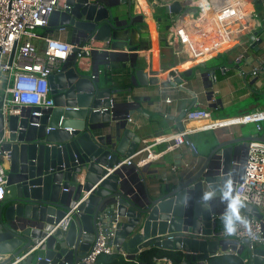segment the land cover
Instances as JSON below:
<instances>
[{
	"label": "water",
	"instance_id": "1",
	"mask_svg": "<svg viewBox=\"0 0 264 264\" xmlns=\"http://www.w3.org/2000/svg\"><path fill=\"white\" fill-rule=\"evenodd\" d=\"M155 4L165 12L184 7L176 0H155ZM64 5L51 12L50 33L64 26L77 41L93 35L102 43L99 51L105 63H129L132 84L157 81L135 63L134 52L146 48L150 31L142 16L132 14L131 0H64ZM249 39L254 40L252 47L258 46L264 41V29L260 26ZM12 56L13 50L9 64ZM92 74L76 61L63 64L60 72L48 75L52 106H12V111L19 112L9 115L0 106V149L8 162L0 199V253L9 254V259L44 239L43 254L51 258V264H73L91 247L99 219L106 231L113 232L110 243L128 258L161 248L182 252L181 264H201L227 252L228 243L239 241L224 237L217 223L229 211L250 142H264V133L217 141L203 154L186 134L192 154H199L203 161L197 168L177 172L163 185L148 188L141 184L143 169L136 168L134 175L130 170L134 158L146 151L141 134L126 127L127 114L133 111L128 108L121 116L114 97L119 90L100 86L98 76ZM176 83L180 79L172 82ZM196 102L193 95L175 117L179 131H183L181 119ZM225 191H230L229 198ZM72 207L74 211L67 215ZM238 210L264 219L248 203L240 201ZM243 250L240 244L239 251ZM248 263L264 264V249L249 253Z\"/></svg>",
	"mask_w": 264,
	"mask_h": 264
},
{
	"label": "crops",
	"instance_id": "2",
	"mask_svg": "<svg viewBox=\"0 0 264 264\" xmlns=\"http://www.w3.org/2000/svg\"><path fill=\"white\" fill-rule=\"evenodd\" d=\"M179 1L184 0H176V3ZM207 1L214 19L203 23L201 17L192 19L196 17V11H187V7H183L187 13L179 19L178 14L165 12L163 6H156L155 0H143L145 6L139 0H131L132 14L142 16L149 31L148 20L151 19L157 34L154 42L150 31L146 48L134 52L137 55L135 63L147 69L149 77L157 79L154 83L145 86L132 84L127 74L129 63L122 60L105 63L99 50L83 59L70 57L64 64L76 61L86 73L100 71L98 77L107 70L110 81L100 86L119 90L118 94H114L115 102L119 104L116 110L124 116L128 108L132 109L133 112L127 114L126 127L136 129L143 140L179 132L175 117L192 102L193 95L197 97L194 107L207 108L211 118L216 119L264 109V41L252 47L254 40L249 39L247 32L263 21L264 0ZM202 2L207 4L205 0ZM138 16L137 19H141ZM179 27L186 30V39L193 41L187 51L181 49L182 45L172 36V31ZM72 35L67 28V32L59 37L73 43L77 40ZM243 35L247 38L243 39ZM175 79H180V83L172 84ZM167 98L170 99L168 102ZM181 122L183 130L190 132L189 137L199 154L208 151L217 141L232 136L255 137L257 133H264V127L257 130L254 123L205 128L206 120H185L183 117ZM199 154L194 156L186 142L179 145L165 142L135 157L134 164H139L130 166V170L134 175L136 168L143 169L141 184L151 188L163 185L181 170L197 168L203 161ZM3 164L8 165L6 159H3ZM88 195L89 192L83 194L82 199ZM224 237L235 239L230 234H224ZM240 244L244 245L243 242ZM235 246L236 243H228L227 252H232ZM259 248L264 249V245ZM244 250L247 251L245 245Z\"/></svg>",
	"mask_w": 264,
	"mask_h": 264
},
{
	"label": "built area",
	"instance_id": "3",
	"mask_svg": "<svg viewBox=\"0 0 264 264\" xmlns=\"http://www.w3.org/2000/svg\"><path fill=\"white\" fill-rule=\"evenodd\" d=\"M64 7V0H0V106H2L4 115L19 112V110L12 111V106L22 108L52 106L48 75L60 72L63 64L70 57L83 59L99 50L102 43L94 39L93 35L71 43L59 37L60 34L67 32V27L60 26L52 33H45L51 12ZM201 18H203V23L207 20L212 22L214 19L210 14L201 16ZM185 31L179 27L176 31H172V36L182 45L181 49L187 51L188 47H192L193 41L186 39ZM12 50L13 56L9 64L8 59ZM99 72L97 70L92 77L96 78ZM169 100V98L166 99L167 102ZM262 110L264 109L255 111ZM34 113L40 115V112ZM127 119L131 120L129 117ZM184 119L207 121L211 119V112L205 107H194L186 112ZM248 123H254L256 129L260 130L264 127V116L225 124ZM207 127L215 128L217 125L211 126L207 123L205 128ZM189 133L183 130L153 136L143 140L146 146L142 150H149L165 142L174 145L182 144L185 142L184 135H189ZM156 155L158 154H154ZM3 159H7V156L0 149V199L5 192L7 177ZM126 163L129 164L130 161L126 160ZM243 167L242 178L235 184L233 197H238L241 202L255 206L264 216V142H250L243 159ZM74 209L72 207L67 215ZM239 215L243 222H237L235 231L228 233L224 230L221 234L233 235L239 241L232 250L233 253L239 251L240 242H243L247 252L251 253L254 249L264 245V219H257L241 211ZM112 236L113 232L106 231L103 220H97L93 243L75 264H98L99 258L103 255H120L124 259H129L124 251L110 243ZM43 244L44 239L35 241L9 259H7L8 256L6 257L7 254L0 253V264H51V258L43 254ZM32 258V263L27 262ZM154 264H173V262L168 257H160L154 258ZM201 264H208V260H203Z\"/></svg>",
	"mask_w": 264,
	"mask_h": 264
},
{
	"label": "trees",
	"instance_id": "4",
	"mask_svg": "<svg viewBox=\"0 0 264 264\" xmlns=\"http://www.w3.org/2000/svg\"><path fill=\"white\" fill-rule=\"evenodd\" d=\"M45 33H50L48 28ZM107 70L103 71L102 76L99 78V84L105 85L109 83L110 79L107 77ZM229 212V211H228ZM227 212V213H228ZM225 213L217 223L219 230H225L222 218L227 214ZM239 214V211H238ZM168 257L172 260L173 264H181L183 260V253L180 251H167L161 248H150L142 251L137 257L124 259L120 255L107 256L103 255L99 258L98 264H154V258ZM249 253L245 250L233 252H224L218 256L208 259V264H249ZM194 264V263H190Z\"/></svg>",
	"mask_w": 264,
	"mask_h": 264
},
{
	"label": "bare ground",
	"instance_id": "5",
	"mask_svg": "<svg viewBox=\"0 0 264 264\" xmlns=\"http://www.w3.org/2000/svg\"><path fill=\"white\" fill-rule=\"evenodd\" d=\"M205 1L207 2V0H205ZM139 2L142 6H145V4L143 3V0H139ZM178 3H182L183 5L187 4V6H185V7H187V11H190V12L196 11V17L192 18V19H198L201 16L211 14V7L208 4V2L206 5L203 4L202 0H188V1L186 0L184 2L179 1ZM187 11L181 12L180 14L184 15L187 13ZM148 21L150 24L151 37L154 40V42H156V39H157L156 35L157 34H156V31L154 30L153 21L151 19ZM259 26H261V28L264 29V26L261 23L259 24ZM259 26H257L252 31H247L248 36H250L254 31H256L257 28H259ZM246 38L247 37L243 35V39H246ZM154 66H155V64H154ZM263 116H264V110L254 111V112H251V113L246 114V115L230 116V117L220 118V119L211 118V119L207 120V123H208V125H211V126L212 125L220 126V125H224L225 123H229L231 121H243L246 119H254V118L263 117Z\"/></svg>",
	"mask_w": 264,
	"mask_h": 264
},
{
	"label": "clouds",
	"instance_id": "6",
	"mask_svg": "<svg viewBox=\"0 0 264 264\" xmlns=\"http://www.w3.org/2000/svg\"><path fill=\"white\" fill-rule=\"evenodd\" d=\"M226 187L230 188V182L226 183ZM211 195L206 194L205 199L208 198V196ZM225 198L230 197V191L224 192ZM240 206V201L238 197H231L229 202V212L222 218L224 228L228 233H232L235 231L237 222H243L242 218L238 214V208Z\"/></svg>",
	"mask_w": 264,
	"mask_h": 264
},
{
	"label": "rangeland",
	"instance_id": "7",
	"mask_svg": "<svg viewBox=\"0 0 264 264\" xmlns=\"http://www.w3.org/2000/svg\"><path fill=\"white\" fill-rule=\"evenodd\" d=\"M184 1H186V0H184ZM183 1V2H184ZM172 2V1H171ZM172 3H175V1H173ZM171 3V4H172ZM183 6V5H182ZM185 6H187V4H185L184 5V7ZM177 8H180V6H177L176 7V10H173V12L172 11H170V9H169V11L168 12H170V13H175V14H178V16H179V19H180V17H183V15L182 14H180L181 12H183L184 11V9H183V7H181V9L180 10H178ZM182 22V21H181ZM181 23H179V24H177V25H180Z\"/></svg>",
	"mask_w": 264,
	"mask_h": 264
}]
</instances>
